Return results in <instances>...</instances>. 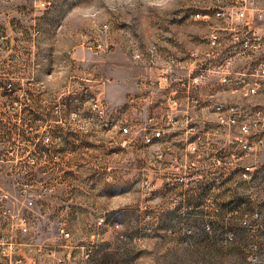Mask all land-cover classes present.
I'll use <instances>...</instances> for the list:
<instances>
[{
	"label": "rangeland",
	"instance_id": "rangeland-1",
	"mask_svg": "<svg viewBox=\"0 0 264 264\" xmlns=\"http://www.w3.org/2000/svg\"><path fill=\"white\" fill-rule=\"evenodd\" d=\"M231 2L0 0V231L25 217L66 264H264V145L242 153L204 106L143 141L166 121L153 49L183 59L211 31L196 13Z\"/></svg>",
	"mask_w": 264,
	"mask_h": 264
},
{
	"label": "built area",
	"instance_id": "built-area-1",
	"mask_svg": "<svg viewBox=\"0 0 264 264\" xmlns=\"http://www.w3.org/2000/svg\"><path fill=\"white\" fill-rule=\"evenodd\" d=\"M40 6L45 7V3ZM195 18L211 28L209 35L202 39L201 48L192 49L183 59L160 57L157 49H153V60L160 61V88L167 93L166 121L157 123L150 117L149 127L145 128L150 133L143 135V141L146 145L164 141L177 109L204 106L213 109L220 125L237 131L235 142L242 153L256 154L264 145V112L257 108L249 116L247 109L252 102L264 101V0H232L198 12ZM40 34L36 30L33 36ZM101 47L102 44L97 45ZM2 80L5 91L15 90L10 79ZM201 93H207L204 99ZM151 102L146 103L147 106ZM121 131L132 134V122H126ZM44 140L50 142L51 137L47 135ZM7 199L6 194L0 196V218L15 217ZM33 206V200L27 199V207ZM19 220L22 223L18 229L0 231V264H66L70 261L71 252L64 259L58 258L59 246L55 241L36 240L27 227L26 218L19 216ZM60 235L63 242L71 240V234L65 229L60 230ZM89 257V252H85L83 264H88Z\"/></svg>",
	"mask_w": 264,
	"mask_h": 264
}]
</instances>
